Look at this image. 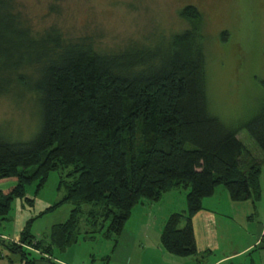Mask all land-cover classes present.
Returning <instances> with one entry per match:
<instances>
[{"label": "trees", "instance_id": "trees-1", "mask_svg": "<svg viewBox=\"0 0 264 264\" xmlns=\"http://www.w3.org/2000/svg\"><path fill=\"white\" fill-rule=\"evenodd\" d=\"M182 15L191 24L183 33L104 51L55 26L36 33L14 0H0V95L29 94L38 114L30 139L0 128V182H14L0 190V218L17 199L33 206L29 187L38 196L57 171L70 177L62 203L76 204L68 221L52 227L49 244L30 239L29 221L23 246L47 255L66 250L78 243L83 216L86 233L115 239L139 203L184 189L187 210L168 217L160 243L172 256L201 260L209 252L198 250L194 218L204 200L220 188L235 203L261 200L264 103L233 125L212 113L203 16L195 6ZM243 131L261 157L241 141Z\"/></svg>", "mask_w": 264, "mask_h": 264}, {"label": "rangeland", "instance_id": "rangeland-1", "mask_svg": "<svg viewBox=\"0 0 264 264\" xmlns=\"http://www.w3.org/2000/svg\"><path fill=\"white\" fill-rule=\"evenodd\" d=\"M14 6L34 32L42 33L55 26L67 38L91 37L95 46L104 51H118L134 41L151 44L162 35L183 33L191 24L182 17V12L195 6L203 16L212 113L233 125L250 118L264 103V0H14ZM35 108L29 94L24 98L14 93L0 95L1 130L14 139H30L38 125ZM239 138L254 154L262 156L248 132L243 131ZM68 180L66 172L51 173L38 196H35V185L29 187L27 197L34 200L33 206L25 199H17L8 217L0 218V264H200L197 257L179 258L168 254L158 240L162 233L161 220L187 210L184 189L168 192L158 203H139L122 234L115 239L99 235H95V239L94 235L86 233L89 227L83 216L79 241L66 250L55 247L47 255L23 246L20 237L29 221V233L34 236L30 239L47 244L52 227L68 221L76 208L74 202L62 203L68 196L65 184ZM13 184V181H1L0 190ZM261 184L264 189V165ZM225 193L224 188L218 189L212 201L223 214L231 216ZM248 202L257 207L256 211L248 207L245 213L250 218L249 228L245 219L236 221L238 223L225 220L219 232L223 248L208 258V264H264V234L256 237L259 221L264 224V196L256 203ZM243 203L246 202L235 204ZM89 208L88 205L82 207L83 210ZM141 211L160 219L153 221L152 228L145 231L150 241L147 248L142 241L141 226L135 224ZM244 211L242 209V217ZM249 242L254 245L239 258L221 260L223 252L232 253ZM16 244L23 248L17 249Z\"/></svg>", "mask_w": 264, "mask_h": 264}, {"label": "crops", "instance_id": "crops-1", "mask_svg": "<svg viewBox=\"0 0 264 264\" xmlns=\"http://www.w3.org/2000/svg\"><path fill=\"white\" fill-rule=\"evenodd\" d=\"M262 194L264 196L263 186H262ZM224 196H225L224 200L226 202V205L229 207V208H227L229 211L228 213L231 216H229V215L227 216V215L223 214L224 211L221 210L219 205L215 204V202L212 201V200H215L214 198L216 197V196H213V197L209 198L208 200H204V202H203L204 210L201 211L199 214H197V216L194 218L195 235H196V240H197L199 252L204 253L206 251H208V252L212 251V252H209L208 254H206L205 259L200 260V264L201 263L202 264L203 263L208 264V262H209L208 258L210 256H215L217 252L220 253L221 249L223 248V244H221L220 239H219V232L221 231L220 226L223 222H225V220H230V221H233L234 223H238L236 221L241 220V219H245L247 222L246 227L249 228L250 224H249L248 220H250V218H248V214H245V213H247L249 211L248 207H250L254 211H256L257 207H256V205H254L252 203L246 202V203L237 205L231 201L227 192L225 193ZM263 196H262V198H263ZM222 203H223V201H222ZM242 209L246 210L243 212V217L241 216L242 215L241 214ZM258 213H259V211H258ZM140 214H141L140 217L135 219V224H137L138 226H141L140 230H141V232H143L142 233V241H145V243H146L145 248H147L148 245H150L149 244L150 241H149L148 235L145 231L146 230L148 231V229L150 230L152 228L153 221L157 222L160 219L156 216H151L149 213L144 212V211H141ZM132 215H133V213H132ZM154 217H156V218H154ZM131 218H132V216H131ZM165 221L166 220H164V219L161 220L162 224L159 225L160 227H162L161 229H163ZM251 221H252V218H251ZM259 223L261 224V225H259L260 228L258 229V231H256L257 232L256 237H258V238L262 234H264V224L261 221H259ZM156 230H158V227L156 228ZM158 240H159V244L161 245L160 236H158ZM253 245L254 244L252 242H249V244H247V246H245L239 250H235L232 253L223 252L221 254V260H226L227 262L233 261V260L239 258L241 255H243L244 252L246 250L250 249ZM197 261H199L198 258H197ZM212 264H216V263L213 262Z\"/></svg>", "mask_w": 264, "mask_h": 264}]
</instances>
